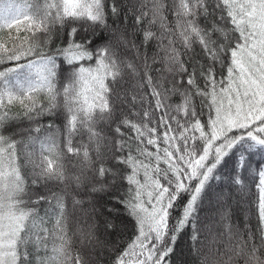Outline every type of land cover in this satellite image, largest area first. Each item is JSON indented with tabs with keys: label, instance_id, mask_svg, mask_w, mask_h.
Wrapping results in <instances>:
<instances>
[{
	"label": "snow or ice",
	"instance_id": "1",
	"mask_svg": "<svg viewBox=\"0 0 264 264\" xmlns=\"http://www.w3.org/2000/svg\"><path fill=\"white\" fill-rule=\"evenodd\" d=\"M181 241L264 264V0H0V264Z\"/></svg>",
	"mask_w": 264,
	"mask_h": 264
},
{
	"label": "trees",
	"instance_id": "2",
	"mask_svg": "<svg viewBox=\"0 0 264 264\" xmlns=\"http://www.w3.org/2000/svg\"><path fill=\"white\" fill-rule=\"evenodd\" d=\"M49 119H52V118H50V117H48V118H45V123H47V121L49 120ZM55 123L57 124V125H60L61 124V120H59V119H56L55 120ZM262 159V156H261V154H257L255 157H254V160L255 161H260ZM69 171H73V169L71 168V167H69ZM72 195H74V192H73V190H72V188L70 187L69 188V196H68V203H69V206H71L70 204H71V197H72ZM242 220V217H241V215L238 217V221L237 222H239V221H241ZM188 251H187V246H186V242H184V241H181V242H179V245H178V247H177V249H176V255L174 256V262H175V264H176V261H178V264H186V258H188L189 259V256H187L186 255V253H187ZM188 254V253H187ZM192 259V258H191ZM190 259V260H191ZM191 261H193V259L191 260ZM102 264H108V255H107V252H105L104 254H103V257H102Z\"/></svg>",
	"mask_w": 264,
	"mask_h": 264
},
{
	"label": "rangeland",
	"instance_id": "3",
	"mask_svg": "<svg viewBox=\"0 0 264 264\" xmlns=\"http://www.w3.org/2000/svg\"><path fill=\"white\" fill-rule=\"evenodd\" d=\"M240 196H241V194H238V193L235 194V199L239 200V199H240ZM70 205H71V204H70ZM241 217H242V220H243V215H242V214H241ZM101 239H103V237H101ZM209 239H211V237H209ZM187 253H188V252H187ZM187 253H186V255L189 256V259L186 258V260H185V261H186V264H192V261H191V260L193 259V257H192L189 253H188V254H187ZM191 258H192V259H191ZM190 259H191V260H190ZM176 264H178V261H176ZM197 264H199L198 261H197Z\"/></svg>",
	"mask_w": 264,
	"mask_h": 264
}]
</instances>
